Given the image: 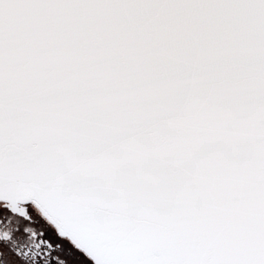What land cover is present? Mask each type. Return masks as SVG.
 Returning <instances> with one entry per match:
<instances>
[{
    "label": "snow or ice",
    "instance_id": "1",
    "mask_svg": "<svg viewBox=\"0 0 264 264\" xmlns=\"http://www.w3.org/2000/svg\"><path fill=\"white\" fill-rule=\"evenodd\" d=\"M0 264H264V0H0Z\"/></svg>",
    "mask_w": 264,
    "mask_h": 264
}]
</instances>
